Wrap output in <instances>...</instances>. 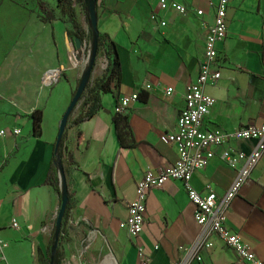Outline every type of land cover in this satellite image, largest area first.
I'll use <instances>...</instances> for the list:
<instances>
[{
    "label": "crops",
    "instance_id": "obj_1",
    "mask_svg": "<svg viewBox=\"0 0 264 264\" xmlns=\"http://www.w3.org/2000/svg\"><path fill=\"white\" fill-rule=\"evenodd\" d=\"M172 1L187 12L177 13ZM217 2L96 0L97 30L116 46L120 77L118 86L102 95L101 109L92 118L70 126L83 111L80 101L64 131L72 228L69 241L58 242L60 264H141L139 248L147 264H171L181 259L180 246L197 239L195 208L180 181L147 194L140 235H128L119 223L126 219L145 172L157 175L178 159L176 147L160 137L175 132L185 88L199 76ZM44 4L45 9L37 5L39 14L25 15L15 6L0 13L5 28L0 36V233L7 243L0 264H47L45 250L55 233L59 197L44 181L60 121L90 62L81 46L75 47V31L57 0ZM74 12L78 26L88 33L85 11L77 5ZM226 21V38L215 46L220 80L204 88L214 104L200 128L214 134L264 125V0H231ZM51 71L60 76L44 86L42 78ZM103 73L96 72L95 64L90 81ZM166 88L173 90L170 96L164 94ZM134 94L138 101L115 115L119 99ZM37 109L42 110L40 134L33 137L27 116ZM253 147V142H229L216 148L207 166L194 172L191 186L203 193L210 185L220 198L235 172L218 155L225 149L248 154ZM13 220L19 224L16 230ZM226 225L264 262V154L232 200ZM211 241V249L199 252L201 261L190 264H244L220 240Z\"/></svg>",
    "mask_w": 264,
    "mask_h": 264
},
{
    "label": "built area",
    "instance_id": "obj_2",
    "mask_svg": "<svg viewBox=\"0 0 264 264\" xmlns=\"http://www.w3.org/2000/svg\"><path fill=\"white\" fill-rule=\"evenodd\" d=\"M165 4L167 0H159ZM231 0H218L214 5V19L211 26L207 27L204 42L203 55L200 63V72L196 82L185 88L183 96L184 107L176 120V130L172 134H163L160 137L162 143L176 147L178 159L176 163L165 170L153 175L146 171L143 178L136 184L134 199L127 205V217L119 223V228L125 230L128 235L137 237L141 234L145 225V203L147 194L153 189L162 188L169 181H180L187 194L190 203L195 208L194 220L200 228L195 242L189 246L179 247L182 257L178 262L171 264H190L200 262L199 252L202 249H211V238L220 240L227 248L233 251L240 262L244 264H264L259 260L250 247L245 244L238 233L232 231L226 225V213L232 200L239 195L244 182L257 166L264 154V125L250 124L232 132L214 134L202 131L200 126L214 104V99L204 93L208 85H215L220 80V69L216 63V44L223 41L227 35V8ZM75 0L73 7H75ZM170 6L179 14H185L187 9L178 3L170 2ZM197 16L202 12L197 11ZM151 20H155L154 17ZM163 27L165 23L161 22ZM81 49L86 48L83 40ZM83 46V47H82ZM86 69V68H85ZM60 71H51L44 74L42 84L52 86L60 76ZM150 86H146L149 89ZM166 96H170L172 89L163 90ZM138 101L136 94L119 99L113 108L115 115H122L132 103ZM3 133V132H2ZM18 130H13L18 135ZM229 142H253L254 147L250 153L245 154L237 150L225 149L218 155L219 160L228 167L234 169L235 175L225 193L218 198L207 185L204 192H198L191 186V178L194 172L203 169L215 157V149ZM11 228L18 229L16 220L11 223ZM6 241L0 233V263L5 261L4 252ZM141 264H147L149 259L138 249Z\"/></svg>",
    "mask_w": 264,
    "mask_h": 264
},
{
    "label": "trees",
    "instance_id": "obj_3",
    "mask_svg": "<svg viewBox=\"0 0 264 264\" xmlns=\"http://www.w3.org/2000/svg\"><path fill=\"white\" fill-rule=\"evenodd\" d=\"M73 1L74 0H57L58 7L60 8L61 13L67 17L68 22L75 31L74 36L77 39L81 41L88 39L90 41L91 55H92V47H93V37L94 35H96L97 38L96 55L98 53H102L106 57L108 61V65L100 79L94 80L93 82H91L89 79L82 95L80 96V101H82L83 111L76 119H74L69 123L70 126L78 125L92 118L101 109L102 95L109 93L113 87L118 86L119 77H120V64L117 58V51L115 44L105 34H101L99 32L94 34L91 28H89L88 34H86L80 29V27L76 22L75 12H74L75 7H73ZM88 1L89 0H75V4L81 6L85 11V13L87 14ZM93 1L95 2V8H96V0ZM36 4L41 9H45V4L43 0H36ZM87 21H88V17H87ZM94 66L95 63H93L92 65L90 64L88 65L87 72L90 74V76ZM74 94L75 91L72 94V98ZM27 117L31 121L32 136L33 137L39 136L42 110L37 109L33 111L31 114H29ZM64 142H65V134L61 136L59 141L56 140L55 142V153L53 155V159L50 163L44 181L45 185L51 187L57 193L59 197V206H60L61 197L64 193L66 194L68 199L61 220V228L57 235L58 242H68L69 239L67 238L66 235L68 233V230H71L72 228L71 226L68 225V219L72 208V200L68 193L66 181L62 188L60 186V173H62L65 180V167H64V162L62 160L63 151L65 148ZM55 237H56V233L52 235L51 241L45 250V260L47 264H50L51 261L52 264H60L61 261V257L60 254L58 253V250L52 251Z\"/></svg>",
    "mask_w": 264,
    "mask_h": 264
},
{
    "label": "water",
    "instance_id": "obj_4",
    "mask_svg": "<svg viewBox=\"0 0 264 264\" xmlns=\"http://www.w3.org/2000/svg\"><path fill=\"white\" fill-rule=\"evenodd\" d=\"M87 17H88L89 27L91 28L92 32L94 34H96L98 32V30H97V16H96V11H95V2L93 0H89L87 2ZM81 42H82L81 40L76 38L74 40L75 47L79 48V46H81ZM96 51H97V38H96V35H94L92 55H91L90 62H89L90 65L95 63ZM90 78H91V76L87 72V69H86V71L81 76L79 84L75 90V94H74L73 98L71 99L69 106L67 107L65 113L62 116V119H61L60 125H59V133L57 136V141H59L61 136L64 134L65 128L67 127V124H68V119L71 116L72 112L77 107L78 103L80 102V96L82 95V93L85 89V86L88 83ZM64 184H65L64 177H63L62 173H60V186H61V188L64 186ZM67 201H68L67 196L64 193L61 197L60 206H59L58 213H57L56 220H55L56 237H55L54 242H53L52 251H55L57 248V245H58L57 235H58L60 228H61V220H62L64 211H65V208H66ZM50 264H52V261L50 262Z\"/></svg>",
    "mask_w": 264,
    "mask_h": 264
},
{
    "label": "rangeland",
    "instance_id": "obj_5",
    "mask_svg": "<svg viewBox=\"0 0 264 264\" xmlns=\"http://www.w3.org/2000/svg\"><path fill=\"white\" fill-rule=\"evenodd\" d=\"M44 2L49 3V0H44ZM17 7L23 11V14H39L40 10L36 4L35 0H0V13L5 11L6 13H9L10 9L13 7ZM77 6V5H76ZM4 29L0 26V36H3ZM88 34V33H86ZM83 42H81V45H83ZM86 48L83 49V55L85 57V60L87 59L90 61L91 58V43L88 39L85 40ZM83 47V46H82ZM95 64H96V72L97 70L99 72H104L106 68V62L102 54H97L95 57Z\"/></svg>",
    "mask_w": 264,
    "mask_h": 264
}]
</instances>
